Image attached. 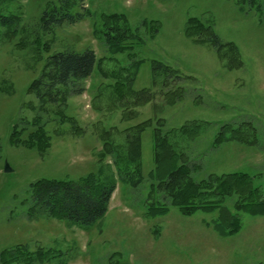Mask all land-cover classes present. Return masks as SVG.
<instances>
[{"label":"rangeland","instance_id":"obj_1","mask_svg":"<svg viewBox=\"0 0 264 264\" xmlns=\"http://www.w3.org/2000/svg\"><path fill=\"white\" fill-rule=\"evenodd\" d=\"M60 1L0 0V13L22 18L12 39H5V27H0V251L25 244L31 251L42 247L56 255L34 264H264V215L235 211L234 197L226 198L225 205L240 218L241 227L227 236L214 230L218 210L183 215L170 206L164 215L148 216L145 207L150 188L147 174L154 167L152 130L158 119L165 122L163 131L198 122L199 136L179 143L189 152L190 161L201 165L195 179L209 173L244 172L253 176L264 198V0L243 8L237 0H74L73 11L87 10L88 15L77 23L43 31L42 12ZM111 13L125 15L134 34L123 43L125 51L117 54H111L95 33L102 15ZM190 16L211 26L223 42H233L241 66L227 69L208 42L196 43L187 36ZM37 36L38 47L33 43ZM87 48L102 60L100 71L140 61L133 88H150L155 98L137 107L135 118L123 120L111 92L113 80L102 77L95 65L81 83L82 94L71 96L64 107L47 105L46 113L40 114L50 135L45 154L11 144L12 125L36 116L26 107L28 102L37 105L27 89L47 57ZM153 62L177 70L181 79L172 78L163 87V75L153 74ZM176 87L184 90L183 98L166 105L164 91ZM147 119L152 125L141 134L144 180L131 187L117 176L101 219L80 227L57 218H28L30 183L40 178L77 180L96 172L101 163L115 172L110 156L99 160L101 131L112 130L118 140L119 130ZM241 121L253 125L255 145L231 141L210 149L220 124ZM32 130L29 127L22 138Z\"/></svg>","mask_w":264,"mask_h":264},{"label":"trees","instance_id":"obj_2","mask_svg":"<svg viewBox=\"0 0 264 264\" xmlns=\"http://www.w3.org/2000/svg\"><path fill=\"white\" fill-rule=\"evenodd\" d=\"M257 2L258 0H237L241 8ZM75 5L74 0H61L58 5L45 9L41 14L39 27L43 31H49L53 26L63 23H77L88 15V11L85 9V12H74ZM21 20L19 15L0 13V27H5V39L16 36ZM95 33L111 54L124 52L127 46L123 43L134 36L125 15L119 13L102 15L101 28L95 29ZM185 33L196 43L208 42L218 57L224 60L227 69L241 66L237 46L233 42H223L211 26H205L198 18H188ZM33 43L37 47L40 45L38 36ZM47 47L48 44L45 43L44 48L48 49ZM101 62L90 48L82 52L57 51L49 55L40 74L31 81L27 89L37 105L28 102L26 107L36 112V116L30 122L20 119L12 125L10 143L35 148L41 155L45 154L50 147V135L40 120V114L46 113L47 105L64 107L71 96L82 94L85 88L81 83L91 75L95 65H98L102 77L113 80L111 92L121 109L123 120L135 118L138 115L136 108L155 98L156 92L150 88H133L140 61L110 71H100ZM152 69L154 75H163L162 86L165 88L172 78L181 79L177 70L163 63L153 62ZM183 96L184 90L180 87L163 93L166 105L175 104ZM58 113L63 114L62 110H58ZM250 123L241 121L235 125L220 124L218 132L212 137L210 149H217L231 141L255 145L254 127ZM164 124L163 119H158L152 130L154 167L147 174L150 181L145 206L148 216L164 215L170 206L177 207L183 215L218 210L213 223L214 230L221 236H227L239 231L241 221L226 207V198L234 197L235 211L264 215V198L260 187L253 182V176L237 171L218 175L209 173L204 178L195 179L193 175L201 165L190 161L189 152L179 148V143L182 140L194 141L199 136L198 122H189L166 131L162 129ZM151 125V119H147L125 127L119 130L118 140L112 130L101 131L99 137L103 145L98 154L99 160L110 156L115 172L109 169L108 163H101L96 172H90L77 180L40 178L30 183L28 218H57L80 227L90 226L101 219L107 212L116 188L117 176L121 182L131 187H137L143 182L141 134ZM29 127L34 130L22 138ZM75 130L79 131L80 128L76 127ZM55 256L50 249L38 247L31 251L27 245L17 244L0 251V264L44 263Z\"/></svg>","mask_w":264,"mask_h":264},{"label":"water","instance_id":"obj_3","mask_svg":"<svg viewBox=\"0 0 264 264\" xmlns=\"http://www.w3.org/2000/svg\"><path fill=\"white\" fill-rule=\"evenodd\" d=\"M9 170H10L9 166L6 165V166H5V171H9Z\"/></svg>","mask_w":264,"mask_h":264}]
</instances>
